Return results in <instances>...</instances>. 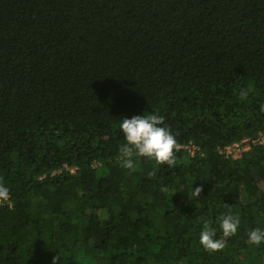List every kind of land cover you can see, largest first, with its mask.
<instances>
[{"label":"trees","instance_id":"trees-1","mask_svg":"<svg viewBox=\"0 0 264 264\" xmlns=\"http://www.w3.org/2000/svg\"><path fill=\"white\" fill-rule=\"evenodd\" d=\"M262 105L264 0H0V264H264V146L220 153ZM149 112L194 155L123 168L119 122Z\"/></svg>","mask_w":264,"mask_h":264},{"label":"clouds","instance_id":"clouds-1","mask_svg":"<svg viewBox=\"0 0 264 264\" xmlns=\"http://www.w3.org/2000/svg\"><path fill=\"white\" fill-rule=\"evenodd\" d=\"M264 111V105L261 106ZM120 132L125 140L120 148L121 166L130 171L134 170L133 155L155 160L157 164H164L173 167L176 164L175 152L179 151L181 145L174 134L164 123V117L154 112L143 115L125 117L119 122ZM201 188L196 187L191 195L199 197ZM9 189L0 184V201L9 199ZM239 218L232 215L219 217V228L223 237L236 235L239 228ZM248 242L253 245L264 243V230L253 229L247 233ZM199 244L206 251H218L224 247V240L216 238V229L203 224L199 234ZM55 264V259L53 260Z\"/></svg>","mask_w":264,"mask_h":264},{"label":"built area","instance_id":"built-area-1","mask_svg":"<svg viewBox=\"0 0 264 264\" xmlns=\"http://www.w3.org/2000/svg\"><path fill=\"white\" fill-rule=\"evenodd\" d=\"M252 146H264V132L258 134L256 139H250L248 137L243 138L238 142H234L231 145L220 149L221 154L230 155L233 158L237 159L241 157L243 152H247L251 149ZM181 150H186L191 156L198 150V148L193 144L189 143L182 145ZM6 202L8 205H11L9 199L7 201H0V203Z\"/></svg>","mask_w":264,"mask_h":264}]
</instances>
